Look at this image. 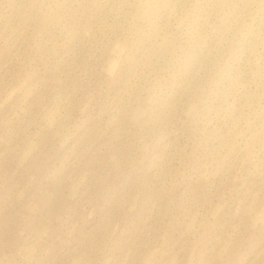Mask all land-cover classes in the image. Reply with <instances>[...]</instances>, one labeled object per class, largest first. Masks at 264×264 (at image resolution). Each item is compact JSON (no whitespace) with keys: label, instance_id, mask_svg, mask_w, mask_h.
I'll return each mask as SVG.
<instances>
[{"label":"rangeland","instance_id":"374dc122","mask_svg":"<svg viewBox=\"0 0 264 264\" xmlns=\"http://www.w3.org/2000/svg\"><path fill=\"white\" fill-rule=\"evenodd\" d=\"M0 264H264V0H0Z\"/></svg>","mask_w":264,"mask_h":264}]
</instances>
